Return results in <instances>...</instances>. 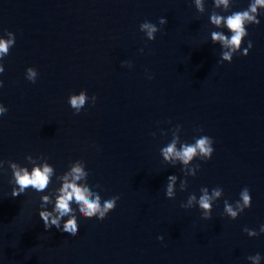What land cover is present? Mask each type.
<instances>
[{
    "label": "water",
    "instance_id": "obj_1",
    "mask_svg": "<svg viewBox=\"0 0 264 264\" xmlns=\"http://www.w3.org/2000/svg\"><path fill=\"white\" fill-rule=\"evenodd\" d=\"M231 2L228 12L216 11L249 4ZM204 4L200 14L193 0H0V36L7 29L15 37L0 61V104L8 109L0 115V159L30 170L25 155L43 156L56 173L81 159L102 201L120 197L103 220L77 211L76 236L46 230L37 209L40 195L58 186L55 176L45 193L29 187L12 197L5 162L0 264H251L246 257L256 253L264 264V233L242 231L264 223V10L231 62L218 63L221 46L210 32L230 33L210 24L213 0ZM145 20L161 29L152 41L139 30ZM29 66L35 83L25 78ZM82 89L96 102L74 114L67 97ZM176 125L182 142L213 139L211 158L191 162L200 168L184 191L181 165L166 164L159 151ZM169 175L177 176L173 199L164 194ZM217 186L223 195L210 219L198 206L180 207L190 193ZM244 187L251 207L234 220L222 216L223 201L238 200Z\"/></svg>",
    "mask_w": 264,
    "mask_h": 264
},
{
    "label": "clouds",
    "instance_id": "obj_2",
    "mask_svg": "<svg viewBox=\"0 0 264 264\" xmlns=\"http://www.w3.org/2000/svg\"><path fill=\"white\" fill-rule=\"evenodd\" d=\"M195 9L198 13L205 12L204 0H193ZM232 7L231 0H213V9L209 14V22L217 29L226 28L230 35H225L223 31H211L210 39L215 44L219 42L221 46L220 62H231L233 55L241 50L243 38L248 35L247 25H257L260 23L258 16L261 14L259 10H264V0H249L246 9L239 11H231L228 15L219 14L216 9L221 12H228ZM167 23L166 18L158 19V24L163 26ZM139 30L144 33L148 41L155 39V34L161 29L157 24L148 20L143 21L139 25ZM5 36H0V61L9 54V50L15 44L14 34L4 29ZM252 47V42L249 40L247 47L241 52L242 55H247L248 50ZM142 52L143 49H140ZM122 66L131 67V62L122 61ZM4 67L0 63V73H3ZM38 72L35 68L29 66L25 70V78L35 83ZM152 79L151 76L148 77ZM3 86V81H0V87ZM95 104L96 96L93 94L89 97L85 90H80L76 93H70L67 97V103L73 109L74 114H79L86 103ZM7 108L0 104V115L7 112ZM181 131V126L176 125L171 129V140L160 148V155L166 164L175 166L177 163L181 165V172L184 174L183 179H180L179 190L184 191L187 188L188 176H195L200 168L199 164H191L194 159L207 161L211 158L214 151L213 139L207 135L194 136L192 143L182 142L178 135ZM202 131V129H196ZM163 134V133H162ZM152 135H155L154 133ZM179 144V147L177 145ZM25 160L31 164L30 170L20 163L0 159V170H3L5 162L11 170L9 184L11 188V196L17 197L26 192L30 187L35 192L45 193L49 185L53 183V176L58 181V186L51 189L49 194L40 195V206L37 209L40 218L43 221L44 228L50 229L55 227L58 230L65 232L71 236L78 235L77 211L82 218L91 219L95 217L97 220H103L107 214L114 210L119 196H112L108 199L102 198L99 192L90 188L87 183L89 171L85 167V162L81 159L72 160L68 167L62 173H56L54 167L47 162V158L33 157L31 154L25 155ZM177 176L169 175L167 177L164 194L166 198L173 199L176 195ZM93 188H99V185H94ZM200 195L197 198L195 193H190L185 202L180 204L181 208L190 209L198 206L201 212L202 219H210L212 206L223 195V189L219 186L214 187L209 191L207 187L199 189ZM75 204L76 207H72ZM47 205H52L51 209ZM251 207L250 191L244 187L239 192V199L233 203H229L227 199L223 201L222 216H227L230 219H236L246 208ZM66 217V219H65ZM243 232L249 237H254L260 233H264V223L259 226V230L249 229L244 227ZM162 240V236L157 237ZM251 261V264H260L262 259L260 253L249 255L246 257Z\"/></svg>",
    "mask_w": 264,
    "mask_h": 264
}]
</instances>
